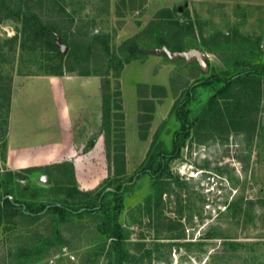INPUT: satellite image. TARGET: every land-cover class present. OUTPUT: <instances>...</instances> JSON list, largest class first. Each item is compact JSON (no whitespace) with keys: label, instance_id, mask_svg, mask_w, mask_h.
<instances>
[{"label":"rangeland","instance_id":"1","mask_svg":"<svg viewBox=\"0 0 264 264\" xmlns=\"http://www.w3.org/2000/svg\"><path fill=\"white\" fill-rule=\"evenodd\" d=\"M29 6L43 21L57 23L80 41V53L68 62L74 73H101L107 67L115 73V57L121 62L129 57L130 46L123 54L119 47L137 28L138 51L133 57L146 59L165 47L170 50L164 45L166 37L174 47L182 33L188 35L186 50L193 47L207 55L209 70L161 103L163 113L172 110L170 118L161 123L149 153L128 151L133 165L127 175L117 177L115 165H108L103 167L109 172L104 178L97 166L98 185L82 196L69 166L30 172L5 163L13 76L56 75L64 62L31 41L23 48L20 42L12 45L22 25L0 21V264H115L106 229L117 224L123 229L125 249L143 258L133 264H264V0H29ZM167 8L177 11L158 17ZM150 19L156 21L155 36L143 32ZM94 46L103 60L86 68V49ZM239 62L249 65L241 68ZM138 65L126 70L128 85L143 79ZM146 67L155 70L152 64ZM254 67L261 71L253 72L261 82L255 108L231 111L233 125L224 100L208 110L211 97L225 85L215 77H235ZM63 73H68L66 68ZM208 79V85L201 84ZM236 93L243 103L251 102L247 89ZM116 94L107 98V112L120 105ZM121 124L115 118L109 158L116 157L115 148L121 146ZM127 130L132 136L131 120ZM182 143L179 157L170 160L176 144ZM162 153L167 154L164 161ZM161 161L166 171L158 174L154 169ZM120 187L117 197L114 192ZM3 197L16 206L3 204ZM52 206L66 211L55 213Z\"/></svg>","mask_w":264,"mask_h":264},{"label":"crops","instance_id":"2","mask_svg":"<svg viewBox=\"0 0 264 264\" xmlns=\"http://www.w3.org/2000/svg\"><path fill=\"white\" fill-rule=\"evenodd\" d=\"M148 22L143 32L149 31L155 36L156 21L150 19ZM138 30L124 40L138 36ZM184 49L188 51L193 47L186 50L185 46ZM135 64H140L144 77L128 85L124 75ZM151 64L155 70L146 67ZM201 73L197 63L170 61L162 54L133 59L125 64L120 78L115 80L118 85L111 79L110 92L119 93L122 110L113 106L108 112L101 76L77 73L15 75L11 84L5 163L23 170L72 167L76 188L89 192L98 185L97 166L106 178L109 172L103 171V167L119 164L120 160L108 157L107 150L112 149L111 128L117 118L114 114L120 112L124 137L122 143H117L125 149L127 175L133 165L128 151L142 149L147 154L161 123L170 118L172 110L163 113L162 104L169 101L178 87L198 78ZM130 120L134 130L128 137Z\"/></svg>","mask_w":264,"mask_h":264},{"label":"trees","instance_id":"3","mask_svg":"<svg viewBox=\"0 0 264 264\" xmlns=\"http://www.w3.org/2000/svg\"><path fill=\"white\" fill-rule=\"evenodd\" d=\"M19 2H21L22 4L13 5L11 0H0V21L14 20V21L21 23L22 25L21 35L20 37L18 36L13 37V39L11 40L12 45H15L17 42H20L19 44L23 48L25 47L27 42L31 41L33 42V44H36V45L39 44L41 47L45 46L49 48L51 51L55 52L57 58L61 62H64V63H61V65L59 66L60 73L56 75H63L64 68H66L68 73H74L76 69L73 67H69L68 62L72 58L77 57V55L80 53L79 50L81 49V44H80V41L77 39V37H75L73 34H70L66 31L63 32V28L60 25H57V23L45 22L39 16L31 12V9L33 7L29 6V0H19ZM176 11L177 9H172V10L165 9L160 12L158 17L164 18L167 14L171 15ZM167 18H171V17H167ZM166 20H169V19H166ZM192 34H193L192 37H195L194 31H192ZM138 36H135L133 38L126 40L123 43V45L119 47L118 52L119 53L121 52L120 54H123V52L126 51L125 49L127 48V46H130V48L127 49L128 51L127 53L129 54V57L124 62H121L120 59H117V57H115L116 58L115 60L113 59V57L111 58V61L113 60L115 61V64H113L114 65L113 67L115 68V73H110L111 70L109 69V67H107L101 73L94 72V69L92 70L87 69V71L79 73L80 75L95 74V75L101 76L103 79V88H104L106 100L110 96L111 97L113 96V94L110 92L111 78H114L116 80L119 79L125 64L129 63L133 59H136L135 56L133 57V55H135V53L138 51L137 44H136V39L139 38ZM187 36L188 35H184L181 33L179 37H176L177 39L179 38L180 40L178 44L174 45V47L170 46V43L168 41V39L170 38L168 36L165 39L164 45H167L171 51L173 50V52H183L186 46L184 43V40ZM96 38L99 39L100 37L96 36ZM62 46H65L68 50L65 52L62 51ZM86 50H87L86 55H85V60H87L86 68H88L91 65V63L99 62L101 61V59L103 60V57L99 54L100 49L98 50L95 46L88 47ZM119 62H121V64ZM238 65L241 68H245L246 66L249 65V63L239 62ZM254 68L255 69L253 71H244L235 77H231L227 79H223L221 77H215L217 81H224L225 85L222 87V89H218L217 93H215V95L211 97L208 103V110H213L214 106L219 105V100H224L226 102V108H227L226 111H228L227 114L230 116L231 124L233 125V123L235 122L234 121L235 114L234 115L230 114L231 111L234 110V112L236 111L245 112L249 107L252 108L254 106H257L261 100V82H260V76L254 75L253 72L259 75L261 71L256 69L257 67H254ZM211 80L212 79L202 81L201 84L208 85ZM115 85H118L117 81ZM238 88H243V89L248 90V93L251 96V102L249 101V103H246V102L243 103L239 93H236ZM10 93H11V83H10L9 94ZM116 95H119V93ZM9 102H10V99H9ZM114 107L116 110H122L121 105H116ZM216 110L220 112V108H217ZM256 110H257V107H256ZM232 116H234V118ZM117 117L120 120H123L122 113L117 115ZM179 119H181L183 124H186V120L184 119V117L182 118L180 116ZM255 124L256 125L258 124L257 120L255 121ZM121 126L123 125L121 124ZM121 132L122 133L120 135V138L123 141V137H124L123 130ZM5 135H7V129L5 131ZM182 146H183V143L176 144L175 151L169 156L170 160H173L179 157ZM115 151H116L115 160L117 159L118 161L121 159L122 161L124 160L122 164H115V174L117 177L125 176V173H126L125 171L126 169L125 149L124 147L121 146L115 149ZM149 152L150 150L148 151V153ZM159 156L161 157L162 161H164V159L167 157V154L162 153ZM146 159L143 162H145ZM162 164L163 162L159 163L157 167L154 169L155 172H157L158 174H163L166 171V169L163 168ZM35 170L36 169H29L30 172H33ZM75 190L77 193L81 194L82 196L90 195L89 192H82V191H79L78 189H75ZM121 191H122V188L120 187L114 193H116L117 197H120ZM1 200H3V204H5L6 206H11V207L16 206V204L13 203L8 197H5V198L3 197V199ZM120 207H121V200H120V203L117 205V212H116L117 214L121 210ZM45 208L46 207H43V210ZM64 209L65 208L60 207V206H52L50 210L55 213H58V212H61V210L64 211ZM238 209L240 212H243L242 208L240 209L239 207ZM3 218L4 216H3L2 206H0V225L3 222ZM108 223L109 222H106L107 227H108ZM106 230H107V235L111 239V244H110L111 251L114 252L115 254V264H133V263H138L139 260L143 259V258L138 259L136 255L131 254L127 249H125L123 245V241H124L123 229L120 227V225L118 224L116 226L113 225L109 227V229L107 228ZM231 245L233 247L241 246V244L239 243H233Z\"/></svg>","mask_w":264,"mask_h":264},{"label":"water","instance_id":"4","mask_svg":"<svg viewBox=\"0 0 264 264\" xmlns=\"http://www.w3.org/2000/svg\"><path fill=\"white\" fill-rule=\"evenodd\" d=\"M67 48L62 46V51H66ZM160 54H166L171 61H176L178 59H183L187 63H197L200 69L203 72H207L209 70V65L207 63V55L198 49H191L189 51L183 52H172L168 48H163L159 52ZM46 180V177H43V181Z\"/></svg>","mask_w":264,"mask_h":264}]
</instances>
